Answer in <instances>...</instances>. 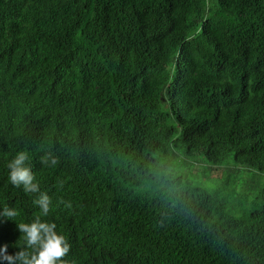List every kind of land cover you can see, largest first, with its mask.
<instances>
[{
  "label": "trees",
  "instance_id": "1",
  "mask_svg": "<svg viewBox=\"0 0 264 264\" xmlns=\"http://www.w3.org/2000/svg\"><path fill=\"white\" fill-rule=\"evenodd\" d=\"M5 206L8 255L40 216L68 264H264V0H0Z\"/></svg>",
  "mask_w": 264,
  "mask_h": 264
},
{
  "label": "clouds",
  "instance_id": "2",
  "mask_svg": "<svg viewBox=\"0 0 264 264\" xmlns=\"http://www.w3.org/2000/svg\"><path fill=\"white\" fill-rule=\"evenodd\" d=\"M30 157L26 151L17 153L12 159L8 168L9 180L16 188L23 187L25 193L39 194L34 203L39 206L41 214L47 216L50 212L52 204L51 198L46 192L40 191L39 183L35 180V174L29 165ZM40 163L47 166H56L60 163L59 159L51 152L40 157ZM64 203V201H60ZM71 208V203L65 205ZM0 215L12 219L17 215L14 208L4 207ZM20 233L26 243V248L16 252L15 255H8V245L0 248V259L6 264H16L20 261L21 264H68L64 259L70 251V244L64 235L58 234L56 224L47 221H42L40 216H37L33 222L20 223L17 225Z\"/></svg>",
  "mask_w": 264,
  "mask_h": 264
}]
</instances>
